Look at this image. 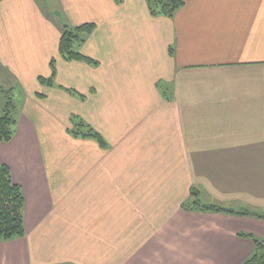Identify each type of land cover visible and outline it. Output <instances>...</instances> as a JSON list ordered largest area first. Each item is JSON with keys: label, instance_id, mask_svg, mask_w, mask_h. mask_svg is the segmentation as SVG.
Here are the masks:
<instances>
[{"label": "crops", "instance_id": "crops-1", "mask_svg": "<svg viewBox=\"0 0 264 264\" xmlns=\"http://www.w3.org/2000/svg\"><path fill=\"white\" fill-rule=\"evenodd\" d=\"M183 1L166 18L147 0H0V70L22 93L0 160L26 199L0 264H243L240 235L264 240V220L184 209L195 189L264 214V0ZM86 24L88 60H65L64 28Z\"/></svg>", "mask_w": 264, "mask_h": 264}, {"label": "trees", "instance_id": "trees-1", "mask_svg": "<svg viewBox=\"0 0 264 264\" xmlns=\"http://www.w3.org/2000/svg\"><path fill=\"white\" fill-rule=\"evenodd\" d=\"M147 1L150 14L158 17L173 18L176 12L184 6L183 0ZM95 28L96 26L94 24H86L78 28L65 27L60 42V54L62 57L68 61H82L87 59L81 55L79 49ZM54 75L55 69L53 76ZM50 81L53 80L51 79ZM16 123L17 120L15 116L8 108L0 110V143H7L13 139ZM73 123L74 127L70 132L74 137L93 138L97 136L94 134L93 130L83 122L74 119ZM191 197L192 199L184 205L186 211L249 216L264 220V214L261 215L249 210L238 213L231 208H226L217 204L203 205L199 199L200 192L195 189L192 191ZM25 206L26 199L22 188L14 182L10 168L0 160V242L24 238L26 236ZM240 237L249 239L254 246L253 255L243 264H264V240L247 234H241Z\"/></svg>", "mask_w": 264, "mask_h": 264}, {"label": "rangeland", "instance_id": "rangeland-1", "mask_svg": "<svg viewBox=\"0 0 264 264\" xmlns=\"http://www.w3.org/2000/svg\"><path fill=\"white\" fill-rule=\"evenodd\" d=\"M40 1L42 2V0H40ZM50 4H52V6H53V4H54L53 0H50ZM9 84H11V83L7 78L6 72L0 70V110H2V109L5 110L8 108V110H10V112L13 115H15V106L19 108L22 104V93H21V89L18 87L10 90ZM16 115H17V111H16ZM10 142H7V143H10ZM201 203L204 204L202 199H201Z\"/></svg>", "mask_w": 264, "mask_h": 264}]
</instances>
